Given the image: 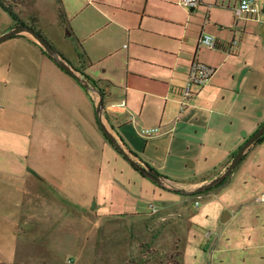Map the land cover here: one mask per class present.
<instances>
[{
  "label": "crops",
  "instance_id": "crops-1",
  "mask_svg": "<svg viewBox=\"0 0 264 264\" xmlns=\"http://www.w3.org/2000/svg\"><path fill=\"white\" fill-rule=\"evenodd\" d=\"M129 1L84 0L71 11L68 7L65 10L60 0L64 20L58 7L55 25L63 21L72 27L71 19L87 18L82 19L83 32L75 37L77 52L48 38L38 17L35 27L66 58L72 74L50 59L29 35L20 33L0 43V139L14 134L21 140L34 134L35 139L61 140L71 151L83 143L87 148H100L101 153L122 156L108 138L111 136L131 159L156 172L159 183L140 172V176H124L126 184L138 187L137 194L112 179L114 172L103 175L102 162L93 169L88 163L33 165L27 163L24 151L0 147V200L12 226H24L26 218L41 217L39 213L35 216L33 209L27 210V205L42 201V196L28 187L31 181L56 195L57 188L67 191L82 178L86 186L97 182L100 187H111L112 201L117 191L128 199L120 206L124 212L117 213L105 206L100 187L96 196H101L102 202L95 204V191L91 189L90 196L78 200L88 217L148 214L167 203L157 201V187L180 195V187L189 180L199 179L200 187L220 177L240 146L264 124V18L258 15L235 20L237 0H216L204 22L203 11L210 6L207 0H200L202 12L195 8L187 12L179 2L164 4L159 10L150 8L155 0L137 4ZM86 11L89 14L84 15ZM13 24L0 9V36ZM201 34L212 36L215 48L197 49ZM194 59L214 68L215 73L180 111L179 89ZM85 77L93 80L102 93L94 88L87 90L81 84ZM97 100L98 105L102 102L99 111L95 109ZM11 110L24 117L14 127L8 123ZM154 127L160 128L155 136L139 133L142 128ZM78 139L82 143H77ZM63 156L61 152L60 158ZM72 189L69 195L60 192L66 197L61 199L62 204L71 210L77 206ZM232 217L230 214L227 222ZM15 234L19 233L12 232L19 241ZM260 235L256 229L232 228L226 230V242L220 237L216 244L230 246V261L238 260L237 255L242 253L243 264H264ZM188 255L187 247H182L181 264H188ZM202 256L194 254L192 258L202 264Z\"/></svg>",
  "mask_w": 264,
  "mask_h": 264
},
{
  "label": "rangeland",
  "instance_id": "rangeland-1",
  "mask_svg": "<svg viewBox=\"0 0 264 264\" xmlns=\"http://www.w3.org/2000/svg\"><path fill=\"white\" fill-rule=\"evenodd\" d=\"M10 3L11 0H5ZM17 2L16 9L22 20L30 23L38 17L43 24H39L42 32L50 39L59 43L61 47L71 51H78L75 37L83 32L82 19H71L70 27L63 21L58 25L54 23L58 17L60 0H13ZM66 10L75 11L84 0H61ZM120 2L122 0H109ZM140 0H130L137 4ZM144 1V0H143ZM180 0H155L152 1L151 9L177 5ZM221 1V0H218ZM163 2V3H162ZM216 0H207L203 22L214 9ZM262 11L260 17L264 18V0H258ZM179 4V3H178ZM197 12L203 8L195 7ZM59 7V11H60ZM190 12L191 8H185ZM89 14L88 11L84 15ZM90 18H93L91 16ZM24 34H30L24 32ZM33 38V37H32ZM198 39V38H197ZM197 43V40H196ZM197 46V44H196ZM199 51V50H198ZM182 88V87H181ZM88 90V89H87ZM95 102V101H94ZM98 100L95 109H98ZM17 111V109H15ZM11 110L8 113V123L11 126L20 124L19 118L24 121L20 113ZM23 114V113H21ZM20 118V119H21ZM95 140V139H94ZM93 140V141H94ZM82 143L81 139L76 140ZM92 142V140H91ZM73 151L67 149L61 140L40 137L35 139L34 134L27 135L19 140L14 134L0 139V147L7 150H22L26 154L29 164L40 163L41 165H58L62 163H88L90 169L102 162L103 175L115 173L114 179L118 183H124L128 190L138 192V187L133 183L126 184L124 176H140L125 159L117 153L102 151L100 148L86 147L83 143ZM23 152V153H24ZM63 152V158L60 153ZM59 153V156H58ZM66 153V154H65ZM97 163V164H96ZM128 166V167H126ZM128 168V169H127ZM76 174V172H73ZM92 174V170H90ZM131 173V174H130ZM139 174V175H138ZM123 175V176H122ZM110 176V175H109ZM228 175L225 183L214 188H198L209 184V180L203 186H197L199 179L189 180L184 187H180V195L167 191L161 187L155 189L157 201L165 200L167 203L158 207L148 214L131 216H114L97 218L89 217L82 211V205L78 200L90 196V191H95L94 201L102 202V197L96 196L99 185L88 184L85 179L75 182L72 188H57V194L44 185H34L29 182L28 187L42 196V201L27 205V210H34L33 214L39 213L41 217L25 219V225L12 226L9 213L3 208L0 200V263L1 264H181L180 254L182 247H187L189 255L188 264H197L193 255L203 257L202 264H243L244 255H237L238 260L230 261V246L226 245V230L243 227L244 229H256L261 235L259 242L264 244V203L258 198L264 194V142L253 146L242 159L234 173ZM60 178V177H58ZM92 178V177H91ZM90 178V179H91ZM168 186L173 188V184ZM72 189L75 198L73 210L61 202L62 194L69 195ZM101 195H104L105 206L117 213H123L121 203L128 200L115 192L112 201L111 187L101 186ZM61 192V193H60ZM184 192V194L182 193ZM95 198H98L95 200ZM1 199V195H0ZM122 199V201H121ZM48 200V205L44 201ZM199 201L195 206L194 202ZM30 201L27 199V202ZM70 204V203H69ZM92 205V197L90 200ZM80 206V207H79ZM62 207V209H60ZM67 209V211H65ZM73 211V212H72ZM228 212L233 217L228 222L222 223L221 216ZM241 216V219H240ZM12 232H18L16 241ZM263 232V234H262ZM225 233V234H223ZM209 234V237H206ZM223 234V235H222ZM222 235V236H221ZM222 237L225 241L218 245L216 241ZM216 249V252L213 250ZM260 253H264L261 251ZM244 259V258H243ZM248 264V261L245 262Z\"/></svg>",
  "mask_w": 264,
  "mask_h": 264
},
{
  "label": "built area",
  "instance_id": "built-area-1",
  "mask_svg": "<svg viewBox=\"0 0 264 264\" xmlns=\"http://www.w3.org/2000/svg\"><path fill=\"white\" fill-rule=\"evenodd\" d=\"M200 3V0H180L179 4L186 8L194 9ZM262 11L261 5L258 0H237V6L233 10L235 20H250L260 14ZM236 44L234 40L232 46ZM215 40L212 36L207 34H201L197 39V49L202 47L213 49L215 48ZM215 69L205 64L198 62V60H192L189 72L187 74L184 86L179 89L180 93V111L185 110L190 99L195 97L200 89L206 85L211 77L214 75ZM82 80V78H81ZM83 85L86 89H91V85L86 81L82 80ZM140 135L143 137H152L160 133V128H142ZM259 202L264 203V194L258 198ZM195 206L199 205V201L194 202ZM209 237V234H206Z\"/></svg>",
  "mask_w": 264,
  "mask_h": 264
},
{
  "label": "water",
  "instance_id": "water-1",
  "mask_svg": "<svg viewBox=\"0 0 264 264\" xmlns=\"http://www.w3.org/2000/svg\"><path fill=\"white\" fill-rule=\"evenodd\" d=\"M263 12H264V4H263ZM28 33L30 34L41 46L44 48V50L49 53L52 57L55 63L61 67L62 69L68 71L69 73L72 74V71L69 70L67 67V63L61 59L57 53L51 48V46L45 42L41 37H39L35 32H33L32 29L25 27V26H16L15 28L11 29L9 32L3 34L0 36V43L12 38L15 35H18L20 33ZM74 75V74H73ZM75 76V75H74ZM102 102L99 103L97 111L100 110ZM264 135V124L260 126L237 150L235 155L233 156L230 164L228 165L226 171L218 178L214 179L212 182L209 184L204 185L203 187L198 188L196 191H199L203 188H209L221 180H224L228 175L232 173V171L235 169V167L241 162L244 154L246 153L247 150H249L255 142ZM108 138L113 142L114 147L117 149V151L130 163L133 165L134 168L137 169L138 172L142 173L144 176H147L148 178L152 179L153 181L159 183V179L156 173L151 172L150 170L143 168L140 166L137 162H135L131 157L123 151V149L118 145V143L111 137L108 136ZM230 218V214L228 212H224L223 215L221 216V222L225 223L227 220Z\"/></svg>",
  "mask_w": 264,
  "mask_h": 264
},
{
  "label": "trees",
  "instance_id": "trees-1",
  "mask_svg": "<svg viewBox=\"0 0 264 264\" xmlns=\"http://www.w3.org/2000/svg\"><path fill=\"white\" fill-rule=\"evenodd\" d=\"M16 5H17V2H14L13 0H11V2L10 3H7L5 0H0V9L1 10H3L4 12H6L10 17H11V19L13 20V22H14V24H13V28H15L16 26H25V27H28V28H30V29H32L33 30V32H35L39 37H41L45 42H47L50 46H51V48L57 53V55L61 58V59H63L64 61H66L67 62V60H66V58L60 53V52H58L55 48H54V46L47 40V38L35 27V24H36V20H31V22L30 23H27V22H25L24 20H22L21 18H20V16H19V13L17 12V11H15V9H16ZM61 9V8H60ZM59 16H60V18H61V20H64V14H63V12H62V10H60L59 11ZM12 28V29H13ZM44 52H45V54H47V56H49V58L50 59H53V57L49 54V53H47L45 50H44ZM85 80L91 85V87L92 88H94V89H97V90H99L98 88H97V86H96V84H95V82L93 81V80H91L90 78H88V77H85ZM79 82H81L80 81V78H79ZM81 84H82V82H81ZM99 92L100 93H102L101 92V90H99ZM263 125V124H262ZM261 125V126H262ZM262 142H264V135L262 136V137H260L256 142H255V144L253 145V146H255V145H257V144H259V143H262ZM235 155V154H234ZM233 155V156H234ZM245 157V156H244ZM233 158V157H232ZM132 167H133V165H132ZM144 167L146 168V169H148V170H150L151 172H154L147 164H144ZM143 167V168H144ZM134 168V167H133ZM136 171H137V169L136 168H134ZM154 173H156V172H154ZM227 179H224V180H221L220 182H218L215 186H214V188H219V187H221L224 183H225V181H226ZM1 264V263H0Z\"/></svg>",
  "mask_w": 264,
  "mask_h": 264
}]
</instances>
